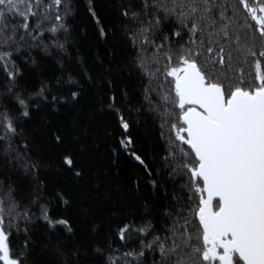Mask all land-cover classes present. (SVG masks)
<instances>
[{"label": "snow or ice", "instance_id": "1", "mask_svg": "<svg viewBox=\"0 0 264 264\" xmlns=\"http://www.w3.org/2000/svg\"><path fill=\"white\" fill-rule=\"evenodd\" d=\"M237 2L243 23L232 0H139V11L124 12L136 25L128 38L138 48L144 99L168 146L167 174L178 185L163 212L168 223L159 233L150 223L136 229L147 242L125 257L139 259L147 249L158 257L153 264H264V0ZM68 11L66 0H0V64L10 80L19 74L14 52L44 47L45 32L64 29ZM16 123L0 108L3 153L34 171L13 147ZM121 143L128 147L131 139ZM63 163L74 161L65 156ZM21 209L16 189L0 184V264H25L10 243L14 231H27L19 222L31 220ZM43 218L49 220L46 211ZM129 228L120 230L121 240Z\"/></svg>", "mask_w": 264, "mask_h": 264}, {"label": "trees", "instance_id": "2", "mask_svg": "<svg viewBox=\"0 0 264 264\" xmlns=\"http://www.w3.org/2000/svg\"><path fill=\"white\" fill-rule=\"evenodd\" d=\"M66 2L64 29L45 32L44 47L14 52L15 81L0 64V108L17 121L13 147L36 166L25 172L0 141V184L16 189L21 210L27 207L31 216L18 224L27 231H14L10 243L25 264H153L158 257L147 249L139 259L124 253L147 242L136 229L150 223L159 233L168 223L163 212L178 185L167 174L168 146L144 99L138 48L128 38L136 25L124 12L139 11V0ZM232 3L243 23L245 10ZM129 138L125 147L121 142ZM59 220L67 226H53Z\"/></svg>", "mask_w": 264, "mask_h": 264}]
</instances>
